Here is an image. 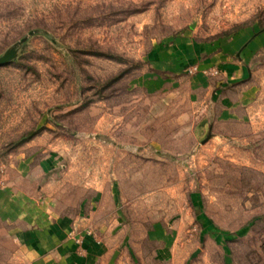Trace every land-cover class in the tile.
<instances>
[{"label":"rangeland","instance_id":"obj_1","mask_svg":"<svg viewBox=\"0 0 264 264\" xmlns=\"http://www.w3.org/2000/svg\"><path fill=\"white\" fill-rule=\"evenodd\" d=\"M263 34L264 0H0V264L8 187L38 185L114 251L77 264H264V48L218 97L197 65L150 91L155 49Z\"/></svg>","mask_w":264,"mask_h":264},{"label":"crops","instance_id":"obj_2","mask_svg":"<svg viewBox=\"0 0 264 264\" xmlns=\"http://www.w3.org/2000/svg\"><path fill=\"white\" fill-rule=\"evenodd\" d=\"M245 40L243 36L234 37L219 51L200 47L186 51L170 47L155 49L150 59L155 87L150 91L158 94L163 85L166 87L164 83L180 80L187 67L197 65L199 73L188 80V89L205 97L211 94L218 97L222 90L243 80V66L249 65L258 44L264 48L263 34L245 47L241 54L245 61H233L232 56ZM213 69H217L220 75L205 77V72ZM25 175L22 173V178ZM60 195V187L50 185L8 187V227L11 229L8 239L14 247L10 264H77L78 260L102 262L112 257L114 251H109L111 245L105 244L108 241L102 235L92 228H81L97 222L93 221L94 215L90 213L91 204L84 212L68 214L62 209ZM114 210L112 217L118 219L119 214L116 208Z\"/></svg>","mask_w":264,"mask_h":264},{"label":"water","instance_id":"obj_3","mask_svg":"<svg viewBox=\"0 0 264 264\" xmlns=\"http://www.w3.org/2000/svg\"><path fill=\"white\" fill-rule=\"evenodd\" d=\"M8 59H9V57H3V58H0V65H1V64H3V63H5V62H7V61H8ZM194 256H195V255H193V257H194ZM115 257H116V254H115V255H114V257L112 258V260H111L110 264H112V263H113V261H114Z\"/></svg>","mask_w":264,"mask_h":264}]
</instances>
